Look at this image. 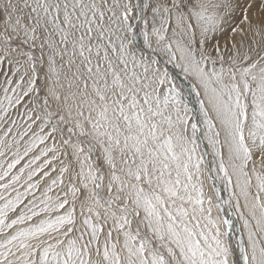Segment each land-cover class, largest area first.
<instances>
[{"label": "snow or ice", "instance_id": "obj_1", "mask_svg": "<svg viewBox=\"0 0 264 264\" xmlns=\"http://www.w3.org/2000/svg\"><path fill=\"white\" fill-rule=\"evenodd\" d=\"M0 264H264V0H0Z\"/></svg>", "mask_w": 264, "mask_h": 264}]
</instances>
